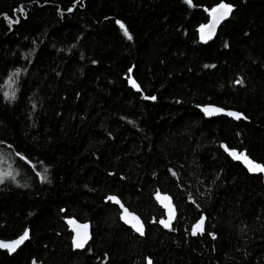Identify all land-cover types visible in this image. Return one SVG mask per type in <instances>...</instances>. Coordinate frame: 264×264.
Here are the masks:
<instances>
[{
  "label": "trees",
  "instance_id": "obj_1",
  "mask_svg": "<svg viewBox=\"0 0 264 264\" xmlns=\"http://www.w3.org/2000/svg\"><path fill=\"white\" fill-rule=\"evenodd\" d=\"M231 153L264 167V0H0V240L29 230L0 264H264V172ZM69 219L91 225L83 251Z\"/></svg>",
  "mask_w": 264,
  "mask_h": 264
},
{
  "label": "water",
  "instance_id": "obj_2",
  "mask_svg": "<svg viewBox=\"0 0 264 264\" xmlns=\"http://www.w3.org/2000/svg\"><path fill=\"white\" fill-rule=\"evenodd\" d=\"M220 5H217L213 8H211L210 10L205 9V12L207 14L208 17V22L207 24L201 29L199 35H200V40L202 43L208 44L213 42L217 35L219 30L221 29V27L229 20L230 18V14L231 12L227 13V15H224L223 17H221V12H216L215 14L212 12L213 9L215 8H219ZM232 9V8H231ZM73 10H69V13H71ZM232 11V10H231ZM131 74V73H130ZM219 109L220 111L218 112H214L213 114H209L206 113L204 110L205 109ZM198 110L202 113V115L210 120L213 118H219V117H225L228 118L230 120L233 121H238L239 119H236L234 116H230L228 115L229 112H233V111H227V110H223L219 107L216 106H211V105H206L203 107H198ZM236 113V112H234ZM113 197V196H110ZM158 197H160V199H158ZM164 197H167V199H163ZM120 203L117 204L114 201L110 200L109 197L105 200V202H110L111 205L113 206H117L118 209L120 210V222L125 225L127 228H129L130 230H132L138 237L143 238L145 236V226L143 224V221L134 213L130 212L122 203L121 201L116 198ZM156 204L158 205V207L164 212V218L161 219L160 221H165V222H170V227L166 228L164 227L163 224L160 223L159 221V225L161 226V228L165 229V230H170L171 227L173 226V224L175 223L176 220V209L175 206L173 204V201L171 199V197L167 194H161V193H157L154 197ZM170 202V203H169ZM127 213V216H126ZM133 217L138 218L140 225L143 226V235H141L139 232L136 231V228L133 226L134 224H136V220L132 219ZM201 219H203L204 223H203V231H198L195 235H193V230L195 229L196 225L201 221ZM69 221H73L74 223H69ZM205 217L202 216L191 228L190 234L192 237H197L200 235H203L205 233ZM66 225L68 227L69 232L72 234V239H71V243H72V248L74 251H83L88 244L91 241L92 235H91V225L90 223H79L74 219H69L66 221ZM86 226V227H84ZM29 234V230H26ZM25 233V232H24ZM23 233V234H24ZM79 233V239H81L82 241H84V246L82 248H77L75 245V241L78 238V234ZM23 234L21 236H23ZM20 237H18L15 240L12 241H2L0 240V244H14L15 241L19 240ZM28 239H29V235H28ZM28 239L24 240L23 243L19 244L16 248L15 251H10L8 248H4V247H0V251L1 252H5L7 253L9 256H12L14 254H16L28 241Z\"/></svg>",
  "mask_w": 264,
  "mask_h": 264
},
{
  "label": "snow or ice",
  "instance_id": "obj_3",
  "mask_svg": "<svg viewBox=\"0 0 264 264\" xmlns=\"http://www.w3.org/2000/svg\"><path fill=\"white\" fill-rule=\"evenodd\" d=\"M188 2H190V0H188ZM231 7L228 6L227 4H220L219 8H215L212 10V12L215 14L216 12H221V17H223L224 15H227V13L231 12ZM19 11L23 12L24 9L20 8ZM18 22V21H17ZM120 27L122 29H124L125 35H128L127 29L124 27L123 24L120 25ZM129 39H131V36H128ZM242 82V81H241ZM133 84V86L135 87V82L132 81L131 82ZM145 99H148V97H145ZM151 99H155V97H152ZM206 113L209 114H213L214 112H218L220 111L219 109H205L204 110ZM228 115L230 116H234L236 119H240L241 115L238 113H234V112H229ZM231 155H233L235 158L240 159L243 158L247 163H249L250 165V170L252 171H260V172H264V167H260L259 165H251V162L247 160L246 156H243V154H237V153H231ZM110 200L114 201L115 203L119 204L120 202L116 199V197H109ZM158 199H160V197H158ZM163 199H167V197H164ZM170 203V202H169ZM127 216V213H126ZM132 219L136 220V224H134L133 226L136 228V231L139 232L141 235H143V226L140 225V222L138 220V218L133 217ZM69 223H74L73 221H69ZM161 224L164 225V227L168 228L170 227V222H165V221H160ZM203 219H201V221L196 225L195 229L193 230V235H195L198 231H203ZM86 227V226H84ZM28 232L25 231V233L23 234V236H21V238L17 241L14 242V244L8 245V244H0V247H4V248H8L10 251H15V248L24 242V240L28 239ZM78 238L77 240L74 242L77 248H82L84 246V241H82L81 239H79V233L77 234ZM148 264H151V261L148 262Z\"/></svg>",
  "mask_w": 264,
  "mask_h": 264
},
{
  "label": "rangeland",
  "instance_id": "obj_4",
  "mask_svg": "<svg viewBox=\"0 0 264 264\" xmlns=\"http://www.w3.org/2000/svg\"><path fill=\"white\" fill-rule=\"evenodd\" d=\"M8 86H9V84H8ZM241 160L243 161V163L247 166V168L250 170V165H249V163H247L243 158H241ZM251 165H255V164H251ZM250 171H252V170H250ZM252 172H260V171H252Z\"/></svg>",
  "mask_w": 264,
  "mask_h": 264
}]
</instances>
